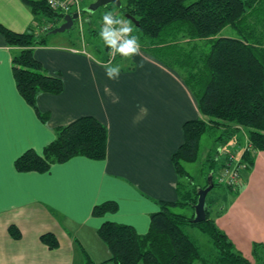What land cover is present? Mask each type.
Segmentation results:
<instances>
[{"label":"crops","instance_id":"obj_1","mask_svg":"<svg viewBox=\"0 0 264 264\" xmlns=\"http://www.w3.org/2000/svg\"><path fill=\"white\" fill-rule=\"evenodd\" d=\"M104 14L98 28L92 12L79 14L74 26L86 22L88 35L97 37ZM0 24L18 33H43L23 0H0ZM93 41L84 37L79 46L71 34L55 33L33 47L42 71L63 82L60 93L37 94L33 107L20 94L12 70L19 48L0 34V264H83L81 249L93 262L111 264L97 232L101 224H126L144 234L161 202H177L181 195L171 156L183 142L184 122L205 119L182 74L143 48L130 60L110 58L107 46ZM109 61L122 65L116 81L100 66ZM81 116L106 126L103 159L74 155L44 172L17 170L21 154L42 155L57 129ZM247 139L241 131L224 147L234 145L240 156ZM236 189L238 194L231 192L213 216L236 249L253 261V243L264 245V151L254 152V164ZM110 201L114 210L95 214L96 206ZM10 226L19 230L18 238L9 233ZM44 233L57 239L56 248L40 240Z\"/></svg>","mask_w":264,"mask_h":264},{"label":"trees","instance_id":"obj_2","mask_svg":"<svg viewBox=\"0 0 264 264\" xmlns=\"http://www.w3.org/2000/svg\"><path fill=\"white\" fill-rule=\"evenodd\" d=\"M121 0L118 7L124 17L128 13L138 24L133 26L143 48L165 66L181 71L191 90L200 113L205 119L185 121L183 142L174 151L171 161L178 176L189 179L184 164L196 162L202 136L212 128H220L217 148L236 141L241 131L247 135V146L240 154L245 165L240 172L251 170L254 152L264 151V0ZM39 25L46 20L60 19L44 0H23ZM82 4V2H81ZM114 6L108 4L106 7ZM116 7V6H115ZM80 14H91L81 5ZM126 18V17H125ZM61 20V19H60ZM49 21V22H48ZM44 24V25H45ZM35 31L14 32L0 24V34L7 45L17 47L13 53L12 70L22 97L33 107L40 92L60 93L63 82L59 76L45 74L33 55V47L46 43L55 25ZM225 28L231 33L221 35ZM207 51H200L202 45ZM199 51V52H198ZM107 128L93 116H81L57 129L56 138L39 155L32 150L15 160L18 171H46L51 163L62 162L74 155L100 160L106 155ZM234 150L235 147H233ZM208 153L207 175L212 173L213 188L223 187L238 194L231 185L215 181L214 173L221 168L216 156ZM187 185V184H186ZM179 180L181 195L177 202H161V209L151 215L149 228L138 234L132 226L104 222L97 232L110 252L114 264H264V245L254 242L253 261L236 249L226 233L215 223L205 199L206 218L194 223V217L173 212L176 206L197 202V190L184 189ZM205 185L198 188H205ZM193 189V188H192ZM211 189V190H212ZM208 194V193H207ZM186 197H188L187 201ZM207 198V195H206ZM113 202L95 207V214L112 211ZM197 227L212 241L213 250L202 253L199 246L183 230ZM9 233L20 236L19 230L9 227ZM40 240L53 249L58 246L51 233ZM83 264L93 262L88 256Z\"/></svg>","mask_w":264,"mask_h":264},{"label":"rangeland","instance_id":"obj_3","mask_svg":"<svg viewBox=\"0 0 264 264\" xmlns=\"http://www.w3.org/2000/svg\"><path fill=\"white\" fill-rule=\"evenodd\" d=\"M93 1H95V0H83L82 4L84 5V7H87L89 5V3L93 2ZM192 1H194V0H187L186 3H189ZM104 12H113L118 17L127 20L133 28L132 35L137 32L136 28L133 26V23L129 19L124 17L122 10H120L118 7H115V6L100 7L97 10L92 12L94 15L93 18H94V20H96V23H97L96 24L97 28H98V23H99V17ZM49 21L51 23H53L55 25V27L59 26L62 23L60 19H52ZM89 29H90V27L88 26V24L86 22H83L82 25H75V26L71 27L70 29H67L63 32H59L57 34L58 35L71 34L79 46H80L81 40L84 39V37L87 40L88 39L94 40L93 43L96 42V43L101 44L103 41L99 38V36L96 37L93 35H91V36L88 35ZM229 33H231L230 28H225L221 32V35H227ZM200 45H202V43ZM199 48H200V51H202V52L207 51V49H208V47H206L205 45H202ZM178 72H181V71L178 70ZM220 133H221L220 128L209 129L201 138V141L199 144L197 161L184 164V167H185V170L187 171L189 179H187V178L185 179V177L180 176L179 180H180L181 184H185L184 189H190L192 196H193V190L194 189L196 190V189H198L199 185L202 186V185H205L207 183V177H208V175H207L208 167L207 166H208V164H206L205 158H206V155L208 153L215 155L216 150H217L216 138H217V136L220 135ZM230 196H231V191H229L227 188L215 187L212 190H210L207 194L206 199H207V205L209 208H211L210 210L212 211V213H215L217 210H219L220 206L222 207V204H227ZM186 199H187V201H190V200H188V197H186ZM172 211L176 212V213L183 214L187 217H191L194 215V206H192L191 204H186L184 206H176L173 208ZM183 230L192 240L195 241V243L199 246L202 253L206 254V253H209L211 250H213L211 239L205 233L201 232L197 227L185 226V227H183ZM81 250H82V254L84 255V258H86L85 255H87V253L84 252L83 249H81ZM109 262L111 264H114L111 261H109Z\"/></svg>","mask_w":264,"mask_h":264},{"label":"clouds","instance_id":"obj_4","mask_svg":"<svg viewBox=\"0 0 264 264\" xmlns=\"http://www.w3.org/2000/svg\"><path fill=\"white\" fill-rule=\"evenodd\" d=\"M131 24L118 17L113 12H107L102 17L101 28L98 32L99 38L109 49L110 56L113 58L120 55L125 59H132L141 55V44L138 37L132 35ZM105 70L108 79L116 81L120 77L122 65L112 64L111 61L100 65Z\"/></svg>","mask_w":264,"mask_h":264},{"label":"built area","instance_id":"obj_5","mask_svg":"<svg viewBox=\"0 0 264 264\" xmlns=\"http://www.w3.org/2000/svg\"><path fill=\"white\" fill-rule=\"evenodd\" d=\"M44 1L51 9L55 10L56 12L72 13L74 11H77L80 14L81 0ZM47 28H49V26H44L42 29L45 30ZM109 57L113 58L112 56H110V53ZM233 147L234 145L220 147L218 149V155L216 156V159H218L219 164H221L222 166L214 173V179L219 184L231 185L232 187H236L241 182L240 172L244 169L245 165L240 161L238 150H234Z\"/></svg>","mask_w":264,"mask_h":264},{"label":"water","instance_id":"obj_6","mask_svg":"<svg viewBox=\"0 0 264 264\" xmlns=\"http://www.w3.org/2000/svg\"><path fill=\"white\" fill-rule=\"evenodd\" d=\"M108 4H113L116 7H120L121 0H95L86 7L87 11L93 12L97 10L100 7H106ZM54 15L62 20V23L53 28L51 30V34L63 32L67 29H70L74 26V21L78 19L79 13L77 11H74L72 13H63V12H55ZM125 17L129 19L132 23L138 24L136 19L129 15L128 13L125 14ZM213 183H212V173H210L207 177V186L205 188H198L197 194V202L194 204V217L192 219V222L198 223L202 222L206 218L205 213V199L207 193L212 189Z\"/></svg>","mask_w":264,"mask_h":264}]
</instances>
